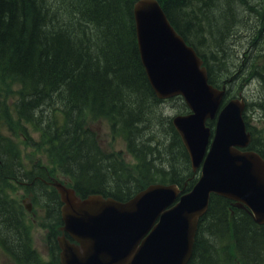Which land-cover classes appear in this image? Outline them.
<instances>
[{
    "label": "trees",
    "instance_id": "1",
    "mask_svg": "<svg viewBox=\"0 0 264 264\" xmlns=\"http://www.w3.org/2000/svg\"><path fill=\"white\" fill-rule=\"evenodd\" d=\"M135 1L0 0V85L18 86L10 100L0 101V247L16 264H59L62 203L54 188L37 180L41 173L47 178L45 169L24 168L13 138V115L19 126L38 134L37 140L27 132L23 137L49 152L53 169L70 179L81 198L100 194L126 201L154 182L175 183L185 192L197 179L171 117L163 112L164 101L156 98L140 62ZM157 1L203 60L208 82L216 87L227 39L235 27H248L251 11L243 6L264 3ZM171 101L178 103L179 112L187 111L180 97ZM86 117L110 121L112 134L124 139L136 160L132 171L103 151L96 133L86 127ZM250 147L264 157V137H253ZM13 184L25 186L42 207L49 261L32 248L21 204L9 195ZM187 264H264V225L212 195Z\"/></svg>",
    "mask_w": 264,
    "mask_h": 264
},
{
    "label": "water",
    "instance_id": "2",
    "mask_svg": "<svg viewBox=\"0 0 264 264\" xmlns=\"http://www.w3.org/2000/svg\"><path fill=\"white\" fill-rule=\"evenodd\" d=\"M137 46L158 99L181 96L190 112L172 124L200 177L179 201L174 185H151L121 203L92 195L77 199L55 186L64 205L62 230L78 245L58 240L60 264H187L199 222L211 194L242 203L264 224V161L241 151L250 141L242 119L244 103L219 109L224 90L208 83L202 61L168 22L156 0L133 6ZM215 120L213 133L206 125Z\"/></svg>",
    "mask_w": 264,
    "mask_h": 264
},
{
    "label": "rangeland",
    "instance_id": "3",
    "mask_svg": "<svg viewBox=\"0 0 264 264\" xmlns=\"http://www.w3.org/2000/svg\"><path fill=\"white\" fill-rule=\"evenodd\" d=\"M243 6V5H242ZM248 9V6H243ZM251 22V20H248ZM250 27V25H248ZM249 28L242 32V34H246ZM228 44V46H227ZM224 50L227 53V57L222 61L221 71L231 72V61L234 56L237 54L236 47L231 44V39H227L226 46ZM245 52H247L244 49ZM224 63V64H223ZM251 77L241 78L237 83L236 92H238L241 96L246 97V102H253L256 114H254L253 126H255L258 130L263 131L264 133V90L260 91V87L257 86L254 82L251 81ZM230 92L233 93V88L229 85ZM18 90V86L10 87L0 85V101H6V99L10 100L13 97V91ZM16 97V94H15ZM14 97V99H15ZM13 99V100H14ZM164 109L163 112L165 116H172L176 113L178 108V103L173 101H169L168 103L163 104ZM253 107V106H252ZM14 120L12 123V129L14 131L15 136H13L17 150L20 155L21 162L26 169L43 168V169H53L49 164L50 155L43 147H32L29 145L27 139H25L24 133L27 132L31 139L37 140L38 134L33 130H29L27 127H22L18 125V119L16 116H11L10 120ZM86 125L89 126L97 135V141L103 151L115 154V156L126 166L130 171L134 169V165L136 164V160L134 156L127 152L125 141L120 136H114L110 130V121L104 118H93L86 117ZM52 176L51 182L63 180L66 183V179H63L60 174L55 171L50 173ZM23 185L13 184L9 195H12L13 198H18L21 202L25 199L23 204L30 205V211H28L24 218L29 225L30 233L33 241V247L37 250L39 256L42 257L43 260L47 261L49 259L48 248L45 242V231L39 226L40 219L42 217V209L40 206H32L30 203V198L27 194L24 193ZM0 264H13L12 261L5 255V253L0 249Z\"/></svg>",
    "mask_w": 264,
    "mask_h": 264
},
{
    "label": "flooded vegetation",
    "instance_id": "4",
    "mask_svg": "<svg viewBox=\"0 0 264 264\" xmlns=\"http://www.w3.org/2000/svg\"><path fill=\"white\" fill-rule=\"evenodd\" d=\"M251 9L252 8L250 7L249 10L244 11H252ZM248 16H250L249 19L252 20V18L257 16V14H246V17ZM261 16H263L264 18V15ZM261 19L262 18L260 17L259 21ZM239 38H247V40L239 41L238 45H248L250 44L251 40H253V44L251 45V47H249V52L239 53L234 56L233 62L231 63L233 76L236 80H238L240 75H250L254 83L259 85L260 87H264V26L259 28L258 26L253 25L246 36H239ZM243 42L244 44H242Z\"/></svg>",
    "mask_w": 264,
    "mask_h": 264
},
{
    "label": "bare ground",
    "instance_id": "5",
    "mask_svg": "<svg viewBox=\"0 0 264 264\" xmlns=\"http://www.w3.org/2000/svg\"><path fill=\"white\" fill-rule=\"evenodd\" d=\"M248 4H250V3L248 2ZM254 33H255V32H254ZM259 35H260V34H259ZM261 36H262V35H261ZM261 38H263V37H261ZM261 38H260V39H261ZM260 39H259V40H260ZM258 44H259V43H258ZM256 48H257V47H256ZM257 51H258V50H257Z\"/></svg>",
    "mask_w": 264,
    "mask_h": 264
}]
</instances>
